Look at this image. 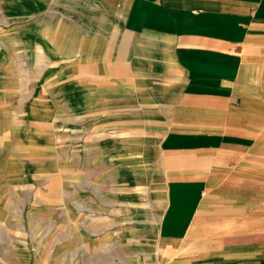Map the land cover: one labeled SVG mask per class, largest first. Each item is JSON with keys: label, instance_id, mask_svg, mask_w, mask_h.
<instances>
[{"label": "crops", "instance_id": "crops-1", "mask_svg": "<svg viewBox=\"0 0 264 264\" xmlns=\"http://www.w3.org/2000/svg\"><path fill=\"white\" fill-rule=\"evenodd\" d=\"M51 1L58 37L88 57L66 87L79 94L70 116L94 119L79 130L102 163L146 159L131 172L142 170L157 216L132 253L264 264V0H44L34 12ZM49 30L36 37L51 45Z\"/></svg>", "mask_w": 264, "mask_h": 264}, {"label": "rangeland", "instance_id": "rangeland-1", "mask_svg": "<svg viewBox=\"0 0 264 264\" xmlns=\"http://www.w3.org/2000/svg\"><path fill=\"white\" fill-rule=\"evenodd\" d=\"M8 1L0 0V264H149L131 249L148 244L142 227L157 216L142 170L131 172V157L102 163L79 130L84 123L94 130V119L70 116L79 94L66 87L79 81L85 48L58 37L64 14L52 1L18 19ZM47 23L49 47L68 49L59 51L68 57L51 55L39 37L27 53L22 43ZM13 29L15 47L7 38ZM130 149L146 152L140 144Z\"/></svg>", "mask_w": 264, "mask_h": 264}, {"label": "bare ground", "instance_id": "bare-ground-1", "mask_svg": "<svg viewBox=\"0 0 264 264\" xmlns=\"http://www.w3.org/2000/svg\"><path fill=\"white\" fill-rule=\"evenodd\" d=\"M7 3H8V5L13 6L12 11L15 14V19H18L19 17L20 18L25 17V16L31 14V12L34 9H36L37 7H40L41 4L42 5L45 4L44 0H39L38 2L36 0H15V1L12 0V1H8ZM10 19H12V18L10 17ZM14 32H15L14 29L9 31L7 34L8 35L7 38H8V42H10L11 45L15 47L16 46V35H15L16 33H14ZM35 37H36L35 34H31L26 38L27 41H24L22 43L23 46L26 48L27 53L31 52L32 51V45L36 44L34 41ZM41 38H43L44 40L43 41L41 40V42H39L38 44L41 46H44V48L48 52H50L51 55L56 56V53L59 54L62 51L63 48L61 46L49 47L48 43L46 42L47 39L49 38L48 35L41 36ZM65 50H63L61 53H66L68 51V49H67V51H65ZM70 52H71V50H70ZM74 54H76L75 49H74L73 55ZM59 55H62V54H59Z\"/></svg>", "mask_w": 264, "mask_h": 264}]
</instances>
